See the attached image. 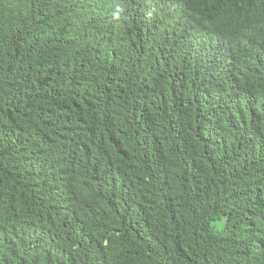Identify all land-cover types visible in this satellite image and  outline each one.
Listing matches in <instances>:
<instances>
[{
    "label": "trees",
    "instance_id": "obj_1",
    "mask_svg": "<svg viewBox=\"0 0 264 264\" xmlns=\"http://www.w3.org/2000/svg\"><path fill=\"white\" fill-rule=\"evenodd\" d=\"M164 1L0 0V264H264V0Z\"/></svg>",
    "mask_w": 264,
    "mask_h": 264
},
{
    "label": "clouds",
    "instance_id": "obj_2",
    "mask_svg": "<svg viewBox=\"0 0 264 264\" xmlns=\"http://www.w3.org/2000/svg\"><path fill=\"white\" fill-rule=\"evenodd\" d=\"M140 4L141 15L139 21L142 28L152 38L157 32L166 33L168 31L172 25V21L175 19V11L181 13V16H178L177 18L179 21L183 22V27L171 38V40L176 46L184 48L188 53V40L192 31H187V28L190 27V29H193L194 22L193 19H188L185 16H182L180 5L176 2L169 3L164 0H143ZM204 25L210 27L213 36L212 42L217 49L226 50L235 45H240L239 41L231 34L227 26L217 23ZM253 29L257 34V41L253 44L254 48H256L260 39V31L256 27H253ZM216 40L219 42H216Z\"/></svg>",
    "mask_w": 264,
    "mask_h": 264
},
{
    "label": "bare ground",
    "instance_id": "obj_3",
    "mask_svg": "<svg viewBox=\"0 0 264 264\" xmlns=\"http://www.w3.org/2000/svg\"><path fill=\"white\" fill-rule=\"evenodd\" d=\"M123 1H126V0H123Z\"/></svg>",
    "mask_w": 264,
    "mask_h": 264
}]
</instances>
